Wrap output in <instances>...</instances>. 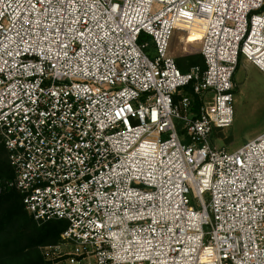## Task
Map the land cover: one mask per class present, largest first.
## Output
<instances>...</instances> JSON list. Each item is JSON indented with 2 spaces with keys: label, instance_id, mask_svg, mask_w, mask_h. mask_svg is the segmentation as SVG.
<instances>
[{
  "label": "built area",
  "instance_id": "1",
  "mask_svg": "<svg viewBox=\"0 0 264 264\" xmlns=\"http://www.w3.org/2000/svg\"><path fill=\"white\" fill-rule=\"evenodd\" d=\"M241 58L264 72V0H0V192L67 221L47 264H264V132L210 141Z\"/></svg>",
  "mask_w": 264,
  "mask_h": 264
},
{
  "label": "trees",
  "instance_id": "2",
  "mask_svg": "<svg viewBox=\"0 0 264 264\" xmlns=\"http://www.w3.org/2000/svg\"><path fill=\"white\" fill-rule=\"evenodd\" d=\"M176 62L182 72H188L192 66L206 68L202 54L178 57ZM14 178L15 169L0 135V180L6 182ZM67 225V221L61 219L36 221L15 188L0 192V264H47L41 248L57 243Z\"/></svg>",
  "mask_w": 264,
  "mask_h": 264
},
{
  "label": "rangeland",
  "instance_id": "3",
  "mask_svg": "<svg viewBox=\"0 0 264 264\" xmlns=\"http://www.w3.org/2000/svg\"><path fill=\"white\" fill-rule=\"evenodd\" d=\"M178 31L172 38L171 50L175 58L201 54L200 35ZM153 53V42L147 38ZM236 96L234 123L229 128L215 129L210 141L218 148L234 151L264 132V72L255 64L241 58L234 75ZM206 200L209 196L206 194Z\"/></svg>",
  "mask_w": 264,
  "mask_h": 264
}]
</instances>
